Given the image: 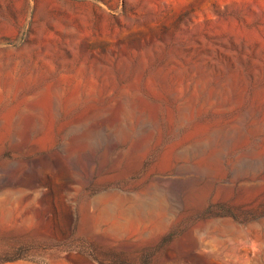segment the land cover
<instances>
[{
  "label": "rangeland",
  "instance_id": "374dc122",
  "mask_svg": "<svg viewBox=\"0 0 264 264\" xmlns=\"http://www.w3.org/2000/svg\"><path fill=\"white\" fill-rule=\"evenodd\" d=\"M261 42L264 0H0V264H264Z\"/></svg>",
  "mask_w": 264,
  "mask_h": 264
},
{
  "label": "trees",
  "instance_id": "16d2710c",
  "mask_svg": "<svg viewBox=\"0 0 264 264\" xmlns=\"http://www.w3.org/2000/svg\"><path fill=\"white\" fill-rule=\"evenodd\" d=\"M72 251H76L79 254L85 256L89 260L95 262L96 264H138L131 260L125 258L122 254H117L115 252L106 251L101 245H98L93 242H84L82 247L73 248ZM31 257L24 254H17L11 258H8L7 261H12L15 259H21ZM150 260H143L140 264H149Z\"/></svg>",
  "mask_w": 264,
  "mask_h": 264
},
{
  "label": "bare ground",
  "instance_id": "6f19581e",
  "mask_svg": "<svg viewBox=\"0 0 264 264\" xmlns=\"http://www.w3.org/2000/svg\"><path fill=\"white\" fill-rule=\"evenodd\" d=\"M223 22V21H222ZM231 23V22H230ZM230 23H227V21L226 22H223V24H222V28H224L227 32H228V34H229V36L231 35V36H233L235 39H237L239 36H240V33H241V29L239 30L236 26H234V24H230ZM233 23V22H232ZM221 25V24H220ZM223 30V29H222ZM225 31V32H226ZM248 36V40L250 41V42H254L255 43V41L257 42L258 40L259 41H261L260 40V37H259V39H258V37L254 34V33H252V32H249V34L247 35ZM233 38V39H234ZM247 38V37H246ZM238 40V39H237ZM253 43V44H254ZM252 44V43H251ZM263 46L264 45H262V42L260 43V46H259V48L257 49L258 50V52H259V50H261L262 48H263ZM257 50H256V52H257ZM257 52V53H258ZM233 82L234 83H236V84H238V86H239V88H240V91H243V85H244V81H243V79L240 77V76H235V77H233ZM257 91V90H256ZM260 94H264V88H263V90H261V91H259V92H257V93H255V96L254 97H258ZM259 102H261V101H259ZM201 126V125H200ZM199 126V127H200ZM203 131L206 129V127H205V125L204 126H201L200 127ZM199 128V130H201ZM208 129V128H207ZM197 131V130H196ZM199 132V131H198ZM200 133V132H199Z\"/></svg>",
  "mask_w": 264,
  "mask_h": 264
}]
</instances>
